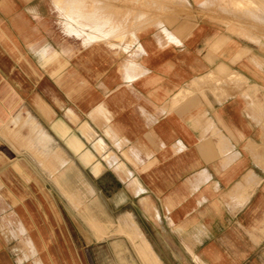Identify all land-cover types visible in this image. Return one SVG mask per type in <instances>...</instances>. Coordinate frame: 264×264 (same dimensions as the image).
Wrapping results in <instances>:
<instances>
[{
  "label": "crops",
  "instance_id": "1",
  "mask_svg": "<svg viewBox=\"0 0 264 264\" xmlns=\"http://www.w3.org/2000/svg\"><path fill=\"white\" fill-rule=\"evenodd\" d=\"M17 8L0 0L5 16ZM7 33L0 31V139L46 175L96 240L120 235L141 264H264V0H184L110 57L96 101L60 52L28 40L39 66L25 62ZM57 112L49 124L61 144L42 124ZM0 153V212L18 203L46 231L6 180L10 171L35 182L28 161ZM73 157L95 176L115 172L129 197L141 196L154 235L129 212L114 222L95 213L96 201L84 203L95 189L69 185ZM135 225L141 238L126 234ZM0 229L18 240L28 227L8 216Z\"/></svg>",
  "mask_w": 264,
  "mask_h": 264
},
{
  "label": "rangeland",
  "instance_id": "2",
  "mask_svg": "<svg viewBox=\"0 0 264 264\" xmlns=\"http://www.w3.org/2000/svg\"><path fill=\"white\" fill-rule=\"evenodd\" d=\"M14 2L18 8L10 16H5L0 11V19H3L0 20V31L4 36L8 32L12 43L20 47L21 53L26 59L25 62L31 59L35 65L39 66L36 55L28 47V40L45 41L50 49L60 52V56L69 60L70 66L76 68L81 79L85 81L83 94H86L87 98H93L94 101L100 94L98 85L100 78L107 76L110 71V57L117 58L118 55H122L123 49L138 42L136 33L139 29L153 24L161 25L162 21H167L184 7V0H14ZM4 7L8 8L5 5ZM89 13L90 16H87ZM82 17L92 18L95 21L111 18L114 30L117 29L116 27L118 29L122 27L119 29L121 30V32L119 31L120 35L116 31L117 34H113L111 37L110 31L105 33L101 39L91 43L89 41L92 37L86 34L91 30L82 27L80 24ZM111 23L109 24L110 29ZM84 24L87 28L92 26L89 22ZM13 35L18 37L21 44ZM37 69L42 72L41 69ZM31 95V97L35 96V94ZM29 101L30 99L27 100V103L31 102ZM57 117H61L58 112L52 113L50 119L44 117L45 122H42L43 118H39L43 127L54 135V138L56 135L52 132V126L49 123ZM57 143L61 144L59 140ZM1 148L9 153L12 160L23 157L28 161L35 182L25 179L22 175L18 177L15 172L10 171L6 172V180L13 192L20 195L22 200H26L27 206L42 226L46 225V231L37 229L39 225L35 226L31 219L32 216L30 217L29 212L26 213L20 204H13L11 208L5 207L4 212H0V217L9 216L13 220L17 216L21 217L29 230L19 231V243L18 240L8 238L7 229H0V264H141L132 246L120 235H109L103 240H96L79 214L70 208L59 190L31 160L22 153L14 152L6 142L0 139V150ZM73 158L74 164L72 162L69 164V185L74 189L86 192L84 184L88 182L94 186L92 180L94 178L88 170L80 168L76 157ZM110 173L125 189L127 195L133 194L126 183L119 181L121 179L115 172V175L111 171ZM141 178L142 182L146 181L143 175ZM130 197L133 201L132 205H134V208H130L133 211V219L136 222H142L144 227L150 222L152 225L155 224L152 212L146 211L147 216L141 213V210L145 212L141 205V196ZM5 198L7 202L12 203L8 196ZM121 200L120 197L116 198L115 204H119ZM93 201L100 204V208L95 209V213L106 220L117 222L127 213H122L120 209H112L110 199L103 197L96 190L93 195L86 193L84 203L93 205ZM47 204L51 206L50 211ZM12 210L17 213L14 217L10 216ZM52 213L57 223L52 220ZM140 215L141 218L142 216L147 217L146 220L149 223H146L144 218L141 220ZM156 226L159 227V232L163 236H170L163 231L164 223ZM148 230L154 235L151 226L148 227ZM126 234L138 237L132 229ZM121 258H124L125 261H122ZM172 264H177V262H172Z\"/></svg>",
  "mask_w": 264,
  "mask_h": 264
},
{
  "label": "flooded vegetation",
  "instance_id": "3",
  "mask_svg": "<svg viewBox=\"0 0 264 264\" xmlns=\"http://www.w3.org/2000/svg\"><path fill=\"white\" fill-rule=\"evenodd\" d=\"M76 159V158H75ZM77 163L80 168L84 170H88L89 174L94 178L93 180V188L98 191L103 197L110 199V203L112 204L111 208L115 210H122V213L129 212L133 217V211L130 210L131 207L134 208L133 201L130 197L126 194L127 192L123 187L119 184L114 176L110 173L109 169H104L100 174L93 175L92 172L88 167H83L82 164L79 162L78 158L76 159ZM120 197L122 199L119 204H115V199ZM113 211V210H112ZM115 212V211H113ZM134 218V217H133ZM139 218L142 220L141 215ZM136 222V221H135ZM138 226L145 230L144 225L142 222H136Z\"/></svg>",
  "mask_w": 264,
  "mask_h": 264
},
{
  "label": "bare ground",
  "instance_id": "4",
  "mask_svg": "<svg viewBox=\"0 0 264 264\" xmlns=\"http://www.w3.org/2000/svg\"><path fill=\"white\" fill-rule=\"evenodd\" d=\"M249 5V4H248ZM87 11V10H86ZM85 13V12H84ZM82 14H83V10H82ZM87 16H90V13H89V15H87ZM103 16H104V14H103ZM92 17V16H91ZM245 17V16H244ZM106 19V18H105ZM93 20L92 18H83L82 17V19H81V21H80V24L82 25V27L84 28V29H89V30H91V32L90 33H86L87 35H89L90 37H92V39L89 41V42H93V41H95V40H99V39H101L102 37H104V34L105 33H107V32H110L111 31V37H113V34L114 35H116L117 34V32H118V35H120V33H119V31L121 32V30H119V29H121V28H119L118 29V27H116L117 29L116 30H114L113 29V25H112V23H111V18L109 19V20ZM101 21H103V22H101ZM83 22V23H82ZM86 22H89V24H91L92 26H90V27H85L84 25H86V24H84V23H86ZM91 22V23H90ZM111 23V29H110V27H109V24ZM116 23V22H115ZM80 25V26H81ZM120 27V26H119ZM108 30H107V29ZM72 31V30H71ZM73 31H74V29H73ZM117 31V32H116ZM114 32H116V33H114ZM78 34H80V33H78ZM82 34V33H81ZM117 35V37H120V36H118ZM133 35V34H132ZM123 36V35H122ZM88 42V41H87ZM90 43V44H91ZM89 44V43H88ZM87 44V45H88ZM101 169V168H100ZM134 228H135V232H136V234L138 235V237L139 238H141V233L142 232H140L139 233V229H137V226L135 225L134 226ZM122 233H125L123 230L121 231ZM144 239V238H143ZM145 241V240H144ZM143 242V241H142ZM144 243V242H143ZM145 244V243H144ZM147 248V247H146ZM154 259V258H153Z\"/></svg>",
  "mask_w": 264,
  "mask_h": 264
}]
</instances>
